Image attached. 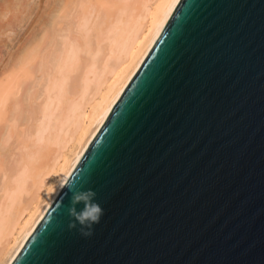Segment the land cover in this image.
Listing matches in <instances>:
<instances>
[{
  "label": "water",
  "instance_id": "1",
  "mask_svg": "<svg viewBox=\"0 0 264 264\" xmlns=\"http://www.w3.org/2000/svg\"><path fill=\"white\" fill-rule=\"evenodd\" d=\"M9 264H264V0L177 1Z\"/></svg>",
  "mask_w": 264,
  "mask_h": 264
},
{
  "label": "bare ground",
  "instance_id": "2",
  "mask_svg": "<svg viewBox=\"0 0 264 264\" xmlns=\"http://www.w3.org/2000/svg\"><path fill=\"white\" fill-rule=\"evenodd\" d=\"M51 1L38 33L0 70V264L11 262L178 0Z\"/></svg>",
  "mask_w": 264,
  "mask_h": 264
},
{
  "label": "rangeland",
  "instance_id": "3",
  "mask_svg": "<svg viewBox=\"0 0 264 264\" xmlns=\"http://www.w3.org/2000/svg\"><path fill=\"white\" fill-rule=\"evenodd\" d=\"M51 2V0H0L1 71L15 56L14 53H19L20 49L27 45L38 33L36 29L38 22L44 17L46 18L45 13L46 10H49L47 7ZM11 54H14V56ZM11 56L13 57L11 58ZM8 58L10 59L9 62L7 61Z\"/></svg>",
  "mask_w": 264,
  "mask_h": 264
},
{
  "label": "clouds",
  "instance_id": "4",
  "mask_svg": "<svg viewBox=\"0 0 264 264\" xmlns=\"http://www.w3.org/2000/svg\"><path fill=\"white\" fill-rule=\"evenodd\" d=\"M96 196L95 191L88 189L75 191L71 197V207L68 211L73 221L70 227L76 228L79 225V231L84 237L93 234L94 225L100 222L104 214L102 206L96 201ZM79 205L83 207L78 209Z\"/></svg>",
  "mask_w": 264,
  "mask_h": 264
}]
</instances>
